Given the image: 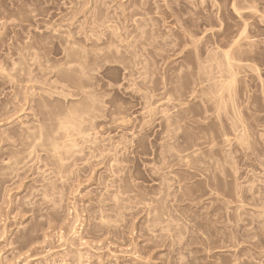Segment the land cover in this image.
Wrapping results in <instances>:
<instances>
[{
	"label": "rangeland",
	"instance_id": "1",
	"mask_svg": "<svg viewBox=\"0 0 264 264\" xmlns=\"http://www.w3.org/2000/svg\"><path fill=\"white\" fill-rule=\"evenodd\" d=\"M251 1L0 0V264H264V0L233 11ZM78 116L90 142L59 177L47 139Z\"/></svg>",
	"mask_w": 264,
	"mask_h": 264
},
{
	"label": "bare ground",
	"instance_id": "2",
	"mask_svg": "<svg viewBox=\"0 0 264 264\" xmlns=\"http://www.w3.org/2000/svg\"><path fill=\"white\" fill-rule=\"evenodd\" d=\"M253 1H255V0H253ZM253 1H251V2H249V3H246L247 5L246 6H242V5H240L239 3L237 4V6H235L234 5V12H236L237 13V15L239 16V17H241V14L239 13V11L240 10H242V9H253V4H254V2ZM244 24V25H243ZM242 28H241V31L239 32V33H241V34H239V35H237V36H239L238 38H236V40L239 42V40L240 39H243L242 37H241V35H242V33L244 32V34H245V29H247V27L246 26H248L247 25V23H242ZM243 29V30H242ZM54 32V31H53ZM111 34V33H110ZM243 34V36H244V39L246 40V37H245V35ZM110 36V35H109ZM111 36L113 37V34H111ZM111 36L109 37V41L110 42H108V45H109V43H110V45H112L113 44V42L114 41H112L111 40ZM70 37H71V35H70ZM68 38H69V36H68ZM235 40V41H236ZM249 40V39H248ZM240 41H242V40H240ZM244 41V40H243ZM62 42V41H61ZM63 42H66V43H64L63 44V52H64V54H65V58H69V60H68V62H67V64H78V63H80V60H78L77 58H74V57H72V56H75V57H77L78 55V52L75 50V46H77V45H75V43H77L76 41H74V42H72V41H69V42H67V40H63ZM74 43V45H72V43ZM238 42L237 43H235V44H233L234 46H239L240 47V45H238ZM70 43H71V45L72 46H74V48L70 45ZM115 43V42H114ZM234 43V42H233ZM240 43V42H239ZM78 44V43H77ZM237 44V45H236ZM114 45V44H113ZM112 45V46H113ZM115 46V45H114ZM25 47V46H24ZM22 48V49H24L25 50V48ZM27 49L29 48V46L28 47H26ZM26 49V50H27ZM29 49H31V48H29ZM237 49H239V48H237ZM32 50V49H31ZM33 50H34V48H33ZM20 52H21V50H20ZM24 52H29V50L28 51H24ZM227 52V51H226ZM230 52V51H229ZM239 52V51H238ZM240 52H243V51H240ZM245 52V51H244ZM248 52L249 51H247V54H248ZM22 53H23V51H22ZM25 53V54H26ZM224 53V52H223ZM223 53H222V56H223ZM251 53V52H250ZM253 53V52H252ZM20 54V53H19ZM29 54V53H28ZM27 54V55H28ZM34 54V53H33ZM241 54V53H240ZM243 54V53H242ZM23 55L24 54H22L21 55V57H23ZM20 55H18V57H19ZM34 56V55H33ZM31 57V59H33V60H35V56L34 57ZM20 58V57H19ZM215 58H217V57H215ZM223 59H224V64H225V69H224V67H223V69L224 70H222V68L219 70V71H217L218 72V75L219 76H221L220 77V80H221V78H222V80L223 81H218V79H219V77L218 78H216V81H215V78H214V81L216 82L215 84H214V86L215 87H218V88H214L215 89V92L214 91H209V93L210 92H212V93H214L215 95V99L217 98V96L218 97H221L222 96V93H224V91H225V93L226 92H228V94H231L232 96H234V91H235V86H234V83H235V79H234V77H233V74L235 73V70L234 71H232L231 69H232V65H235L233 62H232V60H231V62H230V59H229V56H228V54L226 53V54H224V57H223ZM213 60H215V59H213ZM212 61V60H211ZM210 61V62H211ZM217 61V62H216ZM216 61H213V63L215 64V65H217L216 63H218V61H219V63H218V66L220 65V60H216ZM212 63V62H211ZM212 63V64H213ZM233 63V64H232ZM81 64V63H80ZM213 64V65H214ZM221 67V66H220ZM234 67H236V65L234 66ZM211 68H212V66H211ZM203 69H205V67H203ZM206 69H208V67H206ZM3 70V69H2ZM200 70H201V67H200ZM210 70V69H209ZM204 71V70H203ZM206 72L208 71V70H205ZM257 71V70H256ZM200 73H201V71H199ZM216 72V73H217ZM208 73V72H207ZM203 74V73H202ZM224 74H225V76H224ZM236 74V73H235ZM235 74H234V76H235ZM207 75H209V74H207ZM7 76H9V81H12V83L13 82H17V80L15 79V75L13 76V74H10L9 73V75H7ZM199 76H201V75H199ZM206 76V75H205ZM211 76V75H210ZM215 76V75H214ZM208 77V76H207ZM206 77V78H207ZM204 78V76L202 77V79ZM209 79V78H208ZM207 79V80H208ZM14 80H16V81H14ZM199 80V79H198ZM206 80V79H205ZM199 81H202L203 82V80H199ZM210 81V80H209ZM217 81L219 82V83H217ZM202 82L200 83V85L202 84ZM205 82V81H204ZM203 82V83H204ZM199 83V82H198ZM206 83V82H205ZM211 83V82H210ZM217 84H221V85H218L217 86ZM208 86V85H207ZM205 87V86H204ZM214 89H212V90H214ZM204 90H202V92H203ZM202 92L200 93L201 95H202ZM203 93H206V92H203ZM211 93V97H210V99L212 98V96H213V94ZM217 94V95H216ZM206 95V94H205ZM16 96V94H14V100H16V98L17 97H15ZM231 96V97H232ZM206 97V96H205ZM213 98V99H214ZM222 98H223V96H222ZM227 98H229V96L227 97ZM235 98V97H234ZM234 98H232V99H234ZM210 99H208V100H210ZM226 99V98H225ZM231 98H230V100H232ZM207 100V99H206ZM218 101H220L221 103H220V106L222 107V108H224V106L225 105H222L223 104V102H222V99L221 98H219V99H217ZM213 101H215V100H213ZM212 101V102H213ZM217 102V101H216ZM219 103V102H218ZM215 104V103H214ZM213 105V104H212ZM216 105V104H215ZM219 105V104H218ZM217 105V106H218ZM218 108H219V106H218ZM217 108V109H218ZM226 108V107H225ZM214 109H216V107L214 108ZM221 109V108H220ZM224 110V109H223ZM221 110H219V112H220ZM218 112V113H219ZM217 113V114H218ZM240 114V113H239ZM239 114H237V115H239ZM237 115H236V117H237ZM240 116V115H239ZM82 118H81V116H78L77 117V119H76V117H75V119H69V120H67V121H64V122H60L57 126L62 130V132H61V134H59V132H58V134L59 135H57V133H56V131H55V133H50V136H49V139H47L48 140V143L46 144V146L45 147H48V149H46V151L48 152V153H50V155H51V162L53 163V165L56 167V169H55V173H56V175L57 176H59L60 177V174H62L63 173V161H65V159H67L68 157H70L72 154H74V153H76V152H81L80 151V149H79V146H78V139H82L83 140V142L84 143H87V142H90L89 140H88V132H87V130L86 129H84V128H81L80 127V125H81V123H82ZM241 120V118L239 119V121ZM236 121H238V120H236ZM242 121H244L243 119H242ZM244 123H245V121H244ZM232 125H234V129H233V131H235L236 129H237V131H238V129L239 128H237V127H239V126H236V123H232ZM240 125H242V123H240ZM244 126V124L242 125V127ZM246 127H247V124L245 125ZM225 127V126H224ZM229 127V126H228ZM241 126H240V128H242ZM246 127H243L242 128V130H243V133H242V135H243V139H245L244 140V142L248 139V137H247V139H246V137H245V133H244V131H248L247 129H249V128H246ZM230 128H233V127H230ZM24 129V128H23ZM226 129V128H225ZM232 130V129H231ZM230 130V131H231ZM241 129H239V131H240ZM242 130H241V132H242ZM21 132L23 131V130H20ZM20 131H19V136H21V133H20ZM32 131H34V128H33V130L32 129H30V128H26V130H25V133H26V136H25V138L27 137V135L31 132V135H32ZM237 131H235V133L237 132ZM76 132V133H75ZM24 132L22 133V136L25 134ZM226 133V132H225ZM238 134H239V132H237ZM240 135V134H239ZM239 135H236V137H238ZM40 137H41V133H40V135H39ZM224 136H226L225 134H223V137ZM240 137V136H239ZM245 137V138H244ZM226 138H228V137H226ZM226 138L224 137V139H223V141L224 140H226ZM47 140H46V142H47ZM239 139H237L236 141H238ZM248 141V140H247ZM247 141H246V143H247ZM212 142V141H211ZM228 142H231V141H229L228 140ZM227 141H225V143H228ZM239 142V141H238ZM237 142V143H238ZM243 142V141H242ZM244 142H243V146H245L244 145ZM224 143V142H223ZM224 143V144H225ZM239 145H241L240 143H239ZM246 145H248V144H246ZM210 146V145H209ZM214 146V145H213ZM45 147H43L44 149H45ZM248 147V146H247ZM114 157H116V156H114ZM116 159V158H115ZM115 159L113 160V161H115ZM112 161V162H113ZM117 161V160H116ZM115 161V162H116ZM4 169H10L9 168V166L8 167H4L3 169H0L1 171V174L3 173L2 171L4 170ZM130 184H131V182H130ZM133 184V183H132ZM134 189V188H133ZM136 190H137V188H135ZM45 193V192H44ZM47 196V194L45 193V196L44 197H46ZM157 217L158 216H156V219H157ZM159 219H160V217H158ZM162 218V217H161ZM154 219V218H153ZM155 220V219H154ZM152 221V220H151ZM149 222V223H152L153 224V222ZM156 221V220H155ZM147 225V224H146ZM154 225H155V223H154ZM148 228V227H147ZM81 240V239H80ZM78 260L80 259V255H78ZM9 263V260H5V261H3L2 262V264H8Z\"/></svg>",
	"mask_w": 264,
	"mask_h": 264
}]
</instances>
